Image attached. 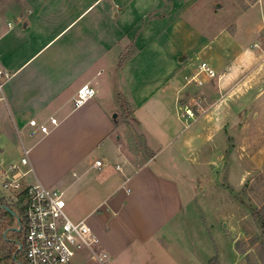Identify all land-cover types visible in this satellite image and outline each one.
<instances>
[{"label": "rangeland", "instance_id": "obj_1", "mask_svg": "<svg viewBox=\"0 0 264 264\" xmlns=\"http://www.w3.org/2000/svg\"><path fill=\"white\" fill-rule=\"evenodd\" d=\"M59 4L50 17L54 30L77 19L51 48H67L73 35L83 34L87 46L75 41L76 48L86 47L92 54L93 73L100 71L98 80L105 86L102 100L120 92L130 103L119 100L118 109L112 111V104L102 102L111 118L118 113L119 123L88 156L90 161H105L103 169L88 173L89 185H82L81 192L74 189L65 195L68 215L73 220L86 216L104 193L125 179L128 154L134 164L150 155L146 138L134 125L132 108L160 89L164 96L145 102L138 116L149 135L160 136L150 142L156 162L185 172L171 170L181 182L187 210L179 219L183 235L202 242L199 247H204L200 249L209 261L218 257L220 264L254 263L264 237L252 213V208L264 206V50L255 48L258 56L249 57L248 47L264 36V0H62ZM10 7L4 4L6 10ZM202 61L217 77L202 76V86L188 83L189 94L183 98L193 119L204 116L199 123L191 124L190 118L186 128L185 119L178 120L185 108L176 106L173 88L187 84L185 75L193 74ZM227 65L238 82L213 90L211 83ZM201 123L205 127L199 133ZM66 134L42 138L43 134L32 136L30 128L23 127L14 137L0 133V183L11 162L24 171L30 168L20 163L23 144L33 146V167L45 183L57 187L61 181H71L72 138ZM28 177L34 179L33 172ZM2 192L9 197V191L2 188ZM14 208L16 226L23 216L18 206ZM20 234L8 231L6 237Z\"/></svg>", "mask_w": 264, "mask_h": 264}, {"label": "crops", "instance_id": "obj_2", "mask_svg": "<svg viewBox=\"0 0 264 264\" xmlns=\"http://www.w3.org/2000/svg\"><path fill=\"white\" fill-rule=\"evenodd\" d=\"M60 2L62 0H0V61L12 73L4 89L6 100L0 101V133L14 137L15 132L19 133L23 127L30 128L32 136L43 134L31 126L29 121L33 118L45 121L50 116H56L59 124L50 125L51 131L43 134L42 138L59 133H67L72 138L74 178L68 182L61 181L54 187L64 190L66 195L74 189L81 192L82 185H89L88 173L92 169L102 170L105 166L103 161L100 168L96 167L94 163L99 158L90 161L88 157L94 145L115 132L119 123L113 115V119L111 118L109 109L103 107L102 102L112 104V111L118 109L119 100H122L121 104L130 103L123 101L125 96L120 92L115 93L112 98L102 100L105 86L98 80L100 71L93 73V56L86 47L80 50L76 48L75 41L82 43L81 47L85 44L87 46V40L82 39L83 34L79 38L73 35L67 48L62 45L51 48L56 39L61 38V33L77 19L58 32L54 30L50 17L57 13ZM4 4L11 5L10 9L6 10ZM90 6L92 3L87 8ZM255 48L264 50V36L256 46L248 47L249 57L258 56ZM105 51L107 52L106 49ZM231 74L227 65L220 73V78L211 83L213 90L237 83ZM94 81L96 87L93 85ZM85 83L95 87L99 99L94 97L83 106L75 108L73 98L78 88ZM187 85L188 83L173 88L176 106L178 103L184 108L188 105L184 100L186 97L183 98L189 94ZM159 92L160 89L150 93L139 103L140 107L132 108L134 125L138 133L146 138L150 155L134 164L128 154L125 179L104 193L86 216L78 219H86L91 225L99 239L96 248L99 252L106 253L107 258L101 261L89 251L82 250L75 256V264H210V257H205L204 249L199 247L202 242L199 244L193 237L183 235L179 222L187 214V210L181 182L172 175L171 170L175 167L181 175L185 172L179 167L156 162L157 153L150 147V142L151 137L160 136L149 135L144 129V120L138 116V111L145 102L164 96ZM203 116H198L195 121L193 119L191 124L199 123ZM180 117L179 121L183 119L181 114ZM184 123L187 128V121L184 120ZM204 127V123L199 124L197 131L201 133ZM213 135L210 132V138ZM78 136L82 138L79 143ZM189 142L190 140L187 141ZM28 149L29 165L34 169L31 157L33 146ZM33 174L34 179L28 177L29 181L39 180L47 184L38 177L35 170ZM47 186L53 187L49 184ZM19 226L20 219L19 225L14 227L20 228ZM201 230L202 237L203 228ZM16 231L21 232V229ZM7 239L11 242L19 240L20 244L17 245L22 246L18 236Z\"/></svg>", "mask_w": 264, "mask_h": 264}, {"label": "built area", "instance_id": "obj_3", "mask_svg": "<svg viewBox=\"0 0 264 264\" xmlns=\"http://www.w3.org/2000/svg\"><path fill=\"white\" fill-rule=\"evenodd\" d=\"M11 75V71L0 61V101L6 100L4 89ZM202 76L209 79L217 77L206 61H202L193 74L185 75V79L187 83L203 85ZM96 93L97 90L90 83L81 85L73 98L74 107L83 106ZM182 117L186 121L193 119L191 107L185 106ZM29 123L39 132L47 134L51 131L50 125H58L59 120L56 116H50L45 121L33 118ZM20 163L30 164L29 149L25 145ZM94 165L100 168L103 160L97 159ZM30 172L34 173L32 166L24 171L19 164L11 163L2 171L0 183L1 189L9 191V197L24 210L23 217H19V227L21 230L24 227L26 264H75V256L82 250L89 251L101 261L106 260L107 254L96 248L99 239L87 220H73L68 215L64 190L47 186L39 180L29 181Z\"/></svg>", "mask_w": 264, "mask_h": 264}, {"label": "trees", "instance_id": "obj_4", "mask_svg": "<svg viewBox=\"0 0 264 264\" xmlns=\"http://www.w3.org/2000/svg\"><path fill=\"white\" fill-rule=\"evenodd\" d=\"M3 205L8 206L12 210L15 211L14 205L17 206L15 202L10 197H7L3 194L1 185H0V264H17V261L22 264H26L25 258V243L24 238L22 239L21 235L24 234V227L21 230V234L19 238H21L22 248L19 249V246L14 241L11 242L7 239V232L12 231L13 233H17L16 230H13L14 227V215L11 214L9 210H7ZM22 216L24 215L23 208H20ZM252 213L254 217L258 220L261 233L264 236V206L257 208H252ZM23 222V218L21 220ZM23 236V235H22ZM260 255L256 257L255 262L248 261V264H264V237L261 242ZM239 249V247H238ZM241 252H244L241 250ZM210 264H220L218 257H215L210 261Z\"/></svg>", "mask_w": 264, "mask_h": 264}, {"label": "water", "instance_id": "obj_5", "mask_svg": "<svg viewBox=\"0 0 264 264\" xmlns=\"http://www.w3.org/2000/svg\"><path fill=\"white\" fill-rule=\"evenodd\" d=\"M216 6L217 7H220L221 4L219 2L216 3ZM113 117L116 118L117 117V113H114L113 114ZM3 207H5L7 210H9L11 212V214H13L14 216L18 217V215L16 214V212L14 210H12L11 208H9L8 206L6 205H3ZM13 230H20V228H17V227H12ZM17 244H20V241L19 240H16L15 241ZM22 246L20 245L19 249H21Z\"/></svg>", "mask_w": 264, "mask_h": 264}]
</instances>
